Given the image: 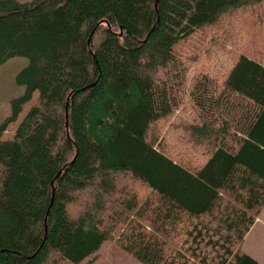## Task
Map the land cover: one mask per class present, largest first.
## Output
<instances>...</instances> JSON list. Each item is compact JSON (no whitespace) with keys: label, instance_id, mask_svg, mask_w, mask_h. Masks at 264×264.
Returning a JSON list of instances; mask_svg holds the SVG:
<instances>
[{"label":"trees","instance_id":"obj_1","mask_svg":"<svg viewBox=\"0 0 264 264\" xmlns=\"http://www.w3.org/2000/svg\"><path fill=\"white\" fill-rule=\"evenodd\" d=\"M253 14L264 0H0V66L28 59L0 127V264H94L109 241L141 264H260Z\"/></svg>","mask_w":264,"mask_h":264},{"label":"rangeland","instance_id":"obj_2","mask_svg":"<svg viewBox=\"0 0 264 264\" xmlns=\"http://www.w3.org/2000/svg\"><path fill=\"white\" fill-rule=\"evenodd\" d=\"M20 3L28 2L30 0H16ZM247 28L250 32V38L246 46V54L255 59H262L264 62V21L260 22L256 18L255 14L247 18ZM28 65V59L25 57H14L6 61L0 66V127L4 124L7 117L10 115L11 101L24 94L25 88L17 83V77L19 73ZM37 97V93L33 94L31 100L24 104L21 112L15 119L4 127L2 138L4 140L12 139L20 122L30 110L34 100ZM180 118V114L177 113L176 119ZM80 208L76 209L79 211ZM264 216V214H263ZM252 228V227H251ZM255 233L257 236H255ZM247 237V236H246ZM244 252H250L257 258L264 260V222L258 224L255 230L250 236L244 240ZM103 245H116L109 241ZM248 254V253H247ZM128 257V256H127ZM101 258L106 256L101 255ZM110 263L108 264H133V258L124 260L123 263L121 256H110ZM132 262H130V261ZM138 264V263H136Z\"/></svg>","mask_w":264,"mask_h":264},{"label":"crops","instance_id":"obj_3","mask_svg":"<svg viewBox=\"0 0 264 264\" xmlns=\"http://www.w3.org/2000/svg\"><path fill=\"white\" fill-rule=\"evenodd\" d=\"M263 214H264V208L261 211V213L259 214L257 220L253 224L250 231L247 233V235H246L247 237L245 236V239H247L250 236V234L255 230V228L258 224H260L261 222H264ZM255 236H257L256 233H255ZM244 243H245V241H243V245H242V251L243 252H244V250H243ZM244 253H246V254L248 253V255L251 256L253 259H255L258 263L264 264V260H261V258H257L256 256H254L251 253V250H250V252H244ZM101 255L106 256V258L102 259ZM112 255L121 256L123 259V263H126L124 260H128V258H129V256L127 257V255L123 251H121L116 245H102L100 250L97 253V260L94 262V264H108L111 262L110 259H112V258H110V256H112ZM130 262H132V261H130ZM132 263L133 264H136V263L141 264L134 259H133Z\"/></svg>","mask_w":264,"mask_h":264}]
</instances>
